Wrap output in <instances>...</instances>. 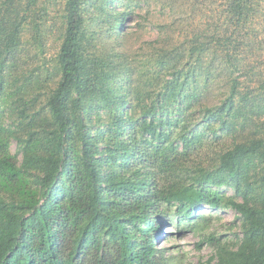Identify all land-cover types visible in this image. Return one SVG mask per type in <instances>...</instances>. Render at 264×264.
I'll return each instance as SVG.
<instances>
[{"label":"trees","instance_id":"16d2710c","mask_svg":"<svg viewBox=\"0 0 264 264\" xmlns=\"http://www.w3.org/2000/svg\"><path fill=\"white\" fill-rule=\"evenodd\" d=\"M54 1L0 0V264H173L204 207L264 264V0Z\"/></svg>","mask_w":264,"mask_h":264},{"label":"rangeland","instance_id":"374dc122","mask_svg":"<svg viewBox=\"0 0 264 264\" xmlns=\"http://www.w3.org/2000/svg\"><path fill=\"white\" fill-rule=\"evenodd\" d=\"M54 1V0H52ZM57 2V1H54ZM54 8V7H53ZM52 8L53 18L50 20L52 25V32L49 36V53L52 55L58 48L60 44V31L61 26V14H62V1H58L55 10ZM139 11V10H137ZM158 12L154 13V16L148 20L142 28V31L136 36L139 42L142 41H152L157 35V29L154 28L153 21L158 19ZM131 20L138 21L134 16ZM153 24V25H152ZM132 26L135 22H131ZM137 29H135L136 31ZM248 58V57H247ZM248 59L253 60L252 55ZM257 63V62H254ZM16 149L15 144L12 146V151ZM201 213H205L208 217L207 221L200 220L198 224L193 229L186 228L184 226H173L168 225L165 227V232L169 228L170 231L167 235H163L160 239L162 243V248H167V254L172 257L173 264H198L201 261H207L214 255V241H222L224 244L231 245L237 240L238 236H241V231L237 225L236 216L232 210H214L208 207H204ZM209 221V222H208ZM214 240L208 241L211 237Z\"/></svg>","mask_w":264,"mask_h":264}]
</instances>
